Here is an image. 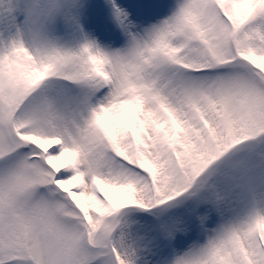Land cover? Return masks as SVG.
Wrapping results in <instances>:
<instances>
[{
	"label": "snow or ice",
	"instance_id": "snow-or-ice-1",
	"mask_svg": "<svg viewBox=\"0 0 264 264\" xmlns=\"http://www.w3.org/2000/svg\"><path fill=\"white\" fill-rule=\"evenodd\" d=\"M0 264H264V0H0Z\"/></svg>",
	"mask_w": 264,
	"mask_h": 264
}]
</instances>
